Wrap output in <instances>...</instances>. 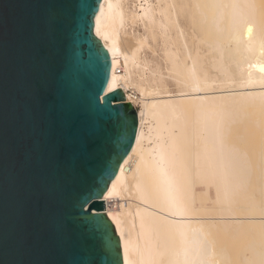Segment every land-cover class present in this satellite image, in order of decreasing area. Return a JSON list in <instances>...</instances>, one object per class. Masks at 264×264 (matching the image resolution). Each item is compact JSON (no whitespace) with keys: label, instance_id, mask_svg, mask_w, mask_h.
<instances>
[{"label":"bare ground","instance_id":"obj_1","mask_svg":"<svg viewBox=\"0 0 264 264\" xmlns=\"http://www.w3.org/2000/svg\"><path fill=\"white\" fill-rule=\"evenodd\" d=\"M131 1L100 0L93 25L105 92L140 104L101 199L122 264H264V0ZM148 39L160 58L144 64Z\"/></svg>","mask_w":264,"mask_h":264},{"label":"water","instance_id":"obj_2","mask_svg":"<svg viewBox=\"0 0 264 264\" xmlns=\"http://www.w3.org/2000/svg\"><path fill=\"white\" fill-rule=\"evenodd\" d=\"M52 2L0 0V264H122L101 199L137 110L121 89L105 92L100 0ZM45 14L59 22L54 39Z\"/></svg>","mask_w":264,"mask_h":264},{"label":"rangeland","instance_id":"obj_3","mask_svg":"<svg viewBox=\"0 0 264 264\" xmlns=\"http://www.w3.org/2000/svg\"><path fill=\"white\" fill-rule=\"evenodd\" d=\"M125 8H126V11H128V12L134 11L135 9L138 10V8H136V6L134 7V5H133V3H132L131 0H127V2L125 3ZM130 32L133 33L134 35H144V36L146 35L145 30H144L142 27H139V26H134V27L131 29ZM148 40H149L148 45H146V46L141 50V53H140V62H141V63H144V64H146V63L148 64V63L157 62V61H159V58H160V57H159V54H160L159 50H156V49L152 50V49H151V43H152V42L150 41V39H148ZM140 67L143 69V71H144V76H145L146 78H148L150 75H152V73L148 70L147 66H145V65H144V66L140 65ZM139 78H142V77H139ZM169 88H170V89H173V86L170 85ZM175 102H176V103L178 102V104H180V101H179L178 98H175ZM135 107H136V108H139V107H140V104L138 103ZM235 135H237V130H236ZM247 142H248V144H249L248 146H247V145H246V146H241V143H240L239 141H237V144L240 145L241 148L245 147V149H246V147H247V150H248V152L250 153L251 150L255 147V145H253V142H252V141H247ZM257 142H258V145H262V144L264 143V135H263V134H261V135L258 137ZM243 149H244V148H243ZM252 151H253V150H252ZM213 211H214L213 207H209L208 210H207V212L209 213L208 215H209V216H213V215H214V214H213ZM206 226H207V227H208V228H209L214 234H217V235H221V234H222V230L220 229L219 224L214 225L213 222L207 220V221H206Z\"/></svg>","mask_w":264,"mask_h":264},{"label":"snow or ice","instance_id":"obj_4","mask_svg":"<svg viewBox=\"0 0 264 264\" xmlns=\"http://www.w3.org/2000/svg\"><path fill=\"white\" fill-rule=\"evenodd\" d=\"M46 4L48 5V9L50 10L55 7V4L52 2V0H45ZM43 24H44V31L47 33V35L51 38L54 39L56 36V33L59 29V22L56 19L54 14H45L44 19H43ZM3 31L2 27H0V38H2ZM125 117L121 114H117L116 120L118 122L124 120ZM86 202V201H85Z\"/></svg>","mask_w":264,"mask_h":264}]
</instances>
